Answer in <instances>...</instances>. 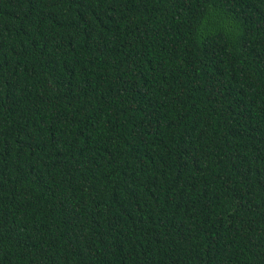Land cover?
<instances>
[{"label": "trees", "instance_id": "trees-1", "mask_svg": "<svg viewBox=\"0 0 264 264\" xmlns=\"http://www.w3.org/2000/svg\"><path fill=\"white\" fill-rule=\"evenodd\" d=\"M0 264H264V0H0Z\"/></svg>", "mask_w": 264, "mask_h": 264}]
</instances>
